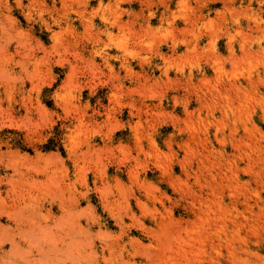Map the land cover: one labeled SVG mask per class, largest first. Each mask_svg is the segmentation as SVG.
<instances>
[{"label":"rangeland","instance_id":"obj_1","mask_svg":"<svg viewBox=\"0 0 264 264\" xmlns=\"http://www.w3.org/2000/svg\"><path fill=\"white\" fill-rule=\"evenodd\" d=\"M0 264H264V0H0Z\"/></svg>","mask_w":264,"mask_h":264},{"label":"bare ground","instance_id":"obj_2","mask_svg":"<svg viewBox=\"0 0 264 264\" xmlns=\"http://www.w3.org/2000/svg\"><path fill=\"white\" fill-rule=\"evenodd\" d=\"M112 26V25H111ZM109 28V27H108ZM107 31V29H106ZM26 227V228H25ZM14 228L16 229H21V231L27 235L28 237H32L35 235V231L36 229L38 230V232L43 231L45 228L44 227H35L34 223L32 224V222L28 223V224H23L21 222H14ZM24 228V229H23ZM43 228V229H41ZM37 232V231H36ZM14 241V240H13Z\"/></svg>","mask_w":264,"mask_h":264}]
</instances>
